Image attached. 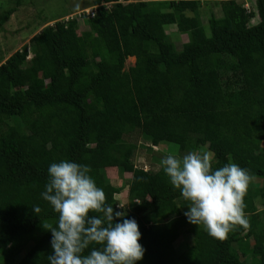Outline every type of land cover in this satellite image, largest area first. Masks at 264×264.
Segmentation results:
<instances>
[{
    "label": "trees",
    "instance_id": "1",
    "mask_svg": "<svg viewBox=\"0 0 264 264\" xmlns=\"http://www.w3.org/2000/svg\"><path fill=\"white\" fill-rule=\"evenodd\" d=\"M216 1L221 15L209 13L207 34L202 0H90L85 7L94 13L82 11L83 30L77 18H62L68 14L49 19L0 60V264H50L51 232L41 220L56 226L58 214L41 193L50 164L61 160L88 165L94 180L100 173L95 183L106 204L125 213L116 222L136 220L145 249L136 264H264V239L247 254L242 246L264 230V0ZM13 11L0 15V27ZM167 25L187 34L180 48ZM222 55L232 56L225 70L241 81L230 106L216 64ZM128 57L135 60L125 69ZM162 142L175 144L179 156L211 153L214 169H248L250 228L220 241L189 223V202L164 173L165 156L157 168L135 163L142 152L151 159ZM109 167L130 173L121 210ZM175 232L193 244L176 248Z\"/></svg>",
    "mask_w": 264,
    "mask_h": 264
},
{
    "label": "clouds",
    "instance_id": "2",
    "mask_svg": "<svg viewBox=\"0 0 264 264\" xmlns=\"http://www.w3.org/2000/svg\"><path fill=\"white\" fill-rule=\"evenodd\" d=\"M161 164L173 188L189 202L184 212L189 223L203 225L220 241L238 226L250 228L244 198L254 177L248 169L236 163L214 169L212 154L207 151L169 154ZM90 172L88 165L69 160L48 168V182L41 196L58 214L56 226L41 220L52 237L48 260L50 264H136L145 252L139 243V225L134 218L116 222L115 218L125 213L114 212L112 204H106L105 192ZM32 208L39 215L41 208ZM93 245L98 247H90Z\"/></svg>",
    "mask_w": 264,
    "mask_h": 264
},
{
    "label": "rangeland",
    "instance_id": "3",
    "mask_svg": "<svg viewBox=\"0 0 264 264\" xmlns=\"http://www.w3.org/2000/svg\"><path fill=\"white\" fill-rule=\"evenodd\" d=\"M237 1L245 2V5H249L250 0ZM89 2L90 0H0V15L8 9L14 8V11L0 27V60L9 56L17 49H20L25 43L29 41L30 37L36 32L40 31L43 26L52 24L55 18L63 16L64 14H68V16L62 17L64 19L71 17L77 18L78 32H80L84 28L82 21L83 12L86 13L85 10H88L92 7H85ZM251 4L253 5V1L251 2ZM200 11L201 20L205 26V31L207 34H209L208 25L206 22L209 13L212 11L217 16L221 15L218 1L202 0ZM53 18L54 20L43 24L45 21ZM257 20L258 18L256 16L252 19V22H256ZM165 30L168 34L171 35L172 38L177 36L176 38H174L177 48H180L181 45L187 41V34L180 32L176 33L177 31L174 25H167L165 27ZM134 60V57H128L125 61V69L128 66L133 65ZM216 64L218 68L222 67L221 71L219 72V77L224 86L223 90L226 94V104L227 106H230L235 103V100L237 99L235 96H237L239 93H236L234 91V88H240L241 81L233 78L232 75L230 76V74L225 70L226 68H230L228 67L229 64H232V56H218ZM240 94L243 95V90H240ZM168 148L171 149V154L176 155L177 146L175 144L169 145L167 142H162L158 146L152 147L154 151L153 154L156 155H152L151 159H147V157L145 156L147 153L142 152L141 154L137 155L135 163L136 165H142L145 169L150 166V163L155 168H157L158 155L160 156L161 154L163 156H166L167 154H170ZM106 174L109 181L113 185L120 187V191L114 196L118 200L117 210H121V208H125L126 205H128L125 180L130 177V173H120L117 169L109 167L106 169ZM99 179H102L101 174L95 173V181ZM257 181L261 184L260 179H258ZM138 204L139 203L136 202V205H129L128 207L134 209L136 206H138ZM260 239H264V230H261L260 232L254 231L251 237L247 238L242 244L244 254L248 253V246ZM170 240L175 244L176 248H181L182 245L185 247L191 246L193 244L190 238H188L186 235H180L178 232H175L171 236ZM242 264H248L246 263V260L244 258L242 259Z\"/></svg>",
    "mask_w": 264,
    "mask_h": 264
},
{
    "label": "built area",
    "instance_id": "4",
    "mask_svg": "<svg viewBox=\"0 0 264 264\" xmlns=\"http://www.w3.org/2000/svg\"><path fill=\"white\" fill-rule=\"evenodd\" d=\"M245 6H248V4L245 5ZM85 11H86V13H88V14H90V15H93V13H94V7H91V8H89L88 10H85Z\"/></svg>",
    "mask_w": 264,
    "mask_h": 264
},
{
    "label": "crops",
    "instance_id": "5",
    "mask_svg": "<svg viewBox=\"0 0 264 264\" xmlns=\"http://www.w3.org/2000/svg\"><path fill=\"white\" fill-rule=\"evenodd\" d=\"M187 39H188V37H187Z\"/></svg>",
    "mask_w": 264,
    "mask_h": 264
}]
</instances>
